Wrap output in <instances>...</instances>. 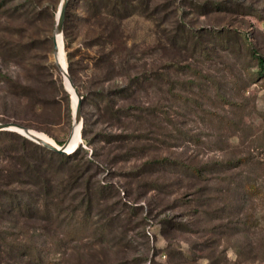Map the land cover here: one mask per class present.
I'll return each mask as SVG.
<instances>
[{"label":"rangeland","instance_id":"1","mask_svg":"<svg viewBox=\"0 0 264 264\" xmlns=\"http://www.w3.org/2000/svg\"><path fill=\"white\" fill-rule=\"evenodd\" d=\"M44 2L56 7L54 42L61 0ZM155 4L165 6L149 12L138 5L123 19L105 49L113 59L98 71L107 76L98 88H128L129 72L132 89L113 97V109L82 106L81 136L69 147L72 152L81 144L94 161L91 183L106 186L95 194L100 201L91 217L77 222L71 235L64 216L47 229L20 220L13 236L59 264H264V76L248 49L264 54V0ZM0 28L3 41L26 43L4 20ZM217 30L237 37L222 45L210 33ZM86 49L101 53L98 46ZM30 54L0 50V121L28 122L66 141L74 94L54 45ZM63 58L68 66L65 47ZM84 62L92 75V61ZM41 63L46 75L36 67ZM7 73L12 83H5ZM192 166L201 168L200 177ZM245 182L259 192L247 193Z\"/></svg>","mask_w":264,"mask_h":264},{"label":"trees","instance_id":"2","mask_svg":"<svg viewBox=\"0 0 264 264\" xmlns=\"http://www.w3.org/2000/svg\"><path fill=\"white\" fill-rule=\"evenodd\" d=\"M44 1L46 0H0V21L4 20L7 26L13 27L23 36L26 35V43L22 46L21 41L10 42L0 38V50L26 52V59L30 53L28 59L34 57L32 51H36L39 47L52 51L54 45L52 29L56 7L53 1L48 3ZM155 1L69 0L64 24V44L68 70L81 92L83 108L97 103L96 108L100 109L102 103L113 109V97L125 95L132 89L135 80L129 72L127 76L131 79L128 88L116 86L110 89V92L102 86L98 88L107 77L104 75L101 79L98 71H101L102 64L111 62L112 54L109 51L105 52V49L113 43V37L120 31L123 19L135 12L138 5L149 12L155 6H165V4L157 5ZM3 29L0 28V31ZM227 31L226 33L217 30L210 33L213 38L221 39L223 45L231 38L237 37L236 34H231L233 30ZM237 33L240 35L239 31ZM224 34L226 38H223ZM202 35H204L202 32L199 33V41ZM245 37L247 40L244 43L249 45L250 34L245 33ZM90 46H98L101 53L90 54L86 49ZM201 46H203L202 51L208 55L209 44L205 43ZM254 48L252 45L248 46L249 54L255 59L257 74L264 76V54ZM84 61L93 63V74L90 76L84 72ZM36 67L46 75L45 64L41 63ZM254 74L256 73H252ZM3 77L5 83L14 81V77L8 73ZM61 86L64 90L62 82ZM20 123L29 127L35 126L28 122L20 121ZM83 136L87 139L85 131ZM1 138L8 140L9 144H0V222H6L5 226L0 228L2 258L0 264H59L57 261L46 260L38 249L34 250L33 247L23 244L13 236L14 232L11 229L16 227L20 220L41 223L47 229L49 223L64 216L61 220L70 226L67 235H71L75 233L77 222L84 224L91 217L90 212L96 205L95 199L100 201L98 197L104 193L106 186L103 184L96 186L91 183L90 170L94 167V161L91 157H86L85 149L81 144L74 151L64 153L48 148L14 130H0ZM1 142L5 143V141ZM57 142L63 144L65 140H57ZM191 168L195 176H201V168L197 166ZM81 186L83 190L77 192V188ZM241 187L247 193L259 192L252 182L242 183ZM96 193L100 195L96 197Z\"/></svg>","mask_w":264,"mask_h":264},{"label":"water","instance_id":"3","mask_svg":"<svg viewBox=\"0 0 264 264\" xmlns=\"http://www.w3.org/2000/svg\"><path fill=\"white\" fill-rule=\"evenodd\" d=\"M68 3H69V0H61L59 10L57 13L55 30H54V56H55V60H56V63L59 69L64 75L65 84H66L67 89L72 94V91L68 88L67 83H66V79L68 78L69 83L71 87L74 89V92L77 96V104H76V107L74 108V123H73V129H72L71 134L69 135V137L63 144H58V143H54L50 140L43 138L35 131V129L29 126H26V125H23L17 122H13V121H0V130L18 131L22 133L23 135L31 138L32 140L48 148L54 149L59 152H64V153L69 152V147L71 145V142L73 140L74 133H75L74 130L78 124L81 125L80 126V136H81V131H82V95L80 91L78 90L77 86L75 85L74 81L72 80L68 67H64L62 63L60 62V58H59L60 57L59 56L60 46L58 44V36L59 34L64 35V24H65V19H66V10H67ZM64 47L65 45H64V36H63V48ZM73 107H74V101H73ZM77 145L78 144H76V146Z\"/></svg>","mask_w":264,"mask_h":264},{"label":"bare ground","instance_id":"4","mask_svg":"<svg viewBox=\"0 0 264 264\" xmlns=\"http://www.w3.org/2000/svg\"><path fill=\"white\" fill-rule=\"evenodd\" d=\"M63 36L64 35H62V34H59V36H58V44H59V46H60V53H59V58H60V62L62 63V65L64 66V67H68L67 65H66V63H65V61H64V58H63V53H64V48H63ZM65 45V44H64ZM66 83H67V85H68V87L70 88V90L72 91V93L74 94V103H75V107H76V104H77V96H76V94H75V92H74V89L71 87V85H70V83H69V80H68V78L66 79ZM80 124H78L77 126H76V128H75V133H74V137H73V140H72V142H71V145L73 146V145H75L77 142H78V140L80 139ZM36 131V130H35ZM40 136H42L43 138H45V139H47V140H50V141H52V142H54V143H57L56 141H54L52 138H50L47 134H45V133H43V132H39V131H36ZM70 145V146H71Z\"/></svg>","mask_w":264,"mask_h":264}]
</instances>
